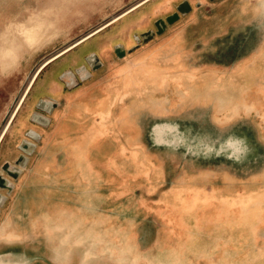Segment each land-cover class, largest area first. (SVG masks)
<instances>
[{"label":"rangeland","instance_id":"obj_1","mask_svg":"<svg viewBox=\"0 0 264 264\" xmlns=\"http://www.w3.org/2000/svg\"><path fill=\"white\" fill-rule=\"evenodd\" d=\"M142 1L0 0V137L45 61ZM182 1H147L39 73L0 141V167L25 158L0 207L21 260L0 264H264V0H185L142 43ZM98 95L112 113L77 116ZM68 102L83 145L64 128L54 144L74 148L47 159Z\"/></svg>","mask_w":264,"mask_h":264},{"label":"bare ground","instance_id":"obj_2","mask_svg":"<svg viewBox=\"0 0 264 264\" xmlns=\"http://www.w3.org/2000/svg\"><path fill=\"white\" fill-rule=\"evenodd\" d=\"M147 1H149V0H143L142 2H140V3H138V4H136L135 6H133V7H131L130 9H128L126 12H124L123 14H121L120 16H118V17H116V18H113L110 22H108V23H106V24H104L103 26H101V27H99L98 29H96V30H94L93 32H91V33H89L88 35H86L85 37H83V38H81L80 40H78L77 42H75V43H73V44H71L70 46H68V47H66L64 50H62L61 52H59L57 55H55L54 57H52V58H50L49 60H47V61H45L40 67H39V69L37 70L38 71V73L39 72H41L43 69H45L48 65H50L52 62H54V61H56L57 59H59V58H61L62 56H64V55H66L67 53H69L72 49H76V48H78V47H80L83 43H86L87 42V40H89L91 37H93L94 35H96V34H98L99 32H101L102 30H104V29H106L108 26H110V25H112V24H114L117 20H119V19H121V18H123V17H125L126 15H128L129 13H131V12H133L134 10H136L137 8H139L140 6H142L144 3H146ZM78 72H80V74L81 75H83V76H85V74H84V67H81V68H79L78 70H77ZM38 73H35L36 75L38 74ZM36 75H34L32 78V82H31V84L29 85V87H28V89H26L27 91L25 92V95L23 96V99H22V101H21V103H23V101H24V99H25V96H26V94L29 92V90H30V88H31V86H32V84H33V82L35 81V79H36ZM39 75V74H38ZM69 78H71V76H72V74L71 73H67L66 74ZM98 97V96H97ZM80 103V102H79ZM94 103H95V101L93 102V101H89V108H90V110L92 111L93 109H92V107H93V105H94ZM99 103H101V101L99 102ZM44 105V107H45V103H43ZM22 105V104H21ZM67 106L69 105V102L66 104ZM67 106L65 107V108H67ZM21 107V106H20ZM206 107V106H205ZM18 108L15 110L16 112H15V114H14V117H15V115H16V113L18 112ZM89 110V111H90ZM64 111H65V109H63L62 111H55L54 113H53V115H54V117L56 118V123H54L55 124V128H54V130H53V132L51 133V134H49L48 135V137H46L45 139H43V151L42 152H44V156L43 157H45V158H47V159H49V157L50 156H47V154H46V145L48 144V145H51V144H53L54 145V147H57L58 149H62V150H65V151H67V150H70V148H74V145L71 147L70 145H68L69 143L68 142H66V144L64 145L63 144V146H56L54 143H56V142H58V141H60V140H58L59 139V137L62 135V132H64L65 130H64V128H66V132H64V134L66 135V134H68V132H73V133H76V134H78V131H79V128H78V122H77V120H76V128L74 129V127L72 126V123H70V122H68V120H64ZM58 112V113H57ZM57 113V114H56ZM80 113H81V110L79 111V114L77 115V116H80ZM63 115V116H62ZM62 116V119H60V117ZM14 117H13V119H14ZM13 119H12V121H13ZM38 122H39V120L38 119H36ZM43 120V119H42ZM12 121H11V123H12ZM43 122V121H42ZM11 123H10V125H11ZM20 124L21 125H23V122L21 121L20 122ZM7 125L8 124H6V126L4 127V129H3V132H2V135H1V137H0V141L2 140V138H3V136L5 135V133L8 131V129H9V127H10V125L8 126V128H7ZM71 126V127H70ZM22 126H20V128H21ZM76 131V132H75ZM69 133V134H70ZM30 135H32V136H35V135H37L36 134V132H33V131H30ZM68 136H70V135H68ZM73 136V135H72ZM67 136H65V138H66ZM73 138V137H72ZM69 139H71V138H69ZM78 137L76 138V141H74L75 143H76V146L79 144L78 143ZM69 142H72V141H69ZM65 143V142H64ZM68 143V144H67ZM73 143V142H72ZM74 143V144H75ZM48 150H49V148H48ZM46 151V152H45ZM53 155V154H52ZM75 155H76V153H75ZM39 161V160H38ZM38 168L40 169V168H42L41 166H38ZM29 177V176H28ZM35 177V180L37 181V176H34ZM1 264H13V263H4L3 261H1Z\"/></svg>","mask_w":264,"mask_h":264},{"label":"water","instance_id":"obj_3","mask_svg":"<svg viewBox=\"0 0 264 264\" xmlns=\"http://www.w3.org/2000/svg\"><path fill=\"white\" fill-rule=\"evenodd\" d=\"M209 2H214L216 0H208ZM196 6H199L196 5ZM192 10V7L187 1H182L180 4L177 5L176 11L172 13L171 15L165 17L164 19H158L154 22L155 32H152L150 30L140 34V38L142 43L146 44L152 38L156 35L159 36L162 33L166 31V27L174 24L176 21L179 20L180 16H184L188 13H190ZM138 40V39H137ZM139 41V40H138ZM133 51V49L129 50L127 53H130ZM114 53L117 56V58H123L126 55V52L124 51V48L121 46H116L114 48ZM92 58V62L98 63V57L96 55L90 56ZM91 62V63H92ZM41 105V102H40ZM54 106L56 104L51 105V109H54ZM50 111V109H49ZM33 145L31 144H22L21 149L23 150V153H28L32 149ZM25 158L23 156H20L18 160L15 161V166L12 167L8 163L2 164L0 169H2V172L0 173V176L3 178L0 179V207L4 201V196L2 195L3 191H6L7 194H9L13 187L11 185V181L16 180L20 176V169L24 166Z\"/></svg>","mask_w":264,"mask_h":264},{"label":"crops","instance_id":"obj_4","mask_svg":"<svg viewBox=\"0 0 264 264\" xmlns=\"http://www.w3.org/2000/svg\"><path fill=\"white\" fill-rule=\"evenodd\" d=\"M75 49V48H74ZM71 51H73V49L71 50ZM123 72H126L127 73V78H126V80L123 78V82H124V84H123V89L124 90H127V88H128V84H129V82H130V74H131V72L129 71V67H127L126 69H123V71L121 72V73H123ZM132 76V75H131ZM86 98V97H85ZM98 99L101 101V103H99L100 101H96L95 103H94V105H93V107H92V109H93V111H97L98 113H99V115H100V117H102V118H106V117H108V115L109 114H111L112 113V110L110 109V107H109V102H111V101H107V99H105V98H103V97H101L100 98V96L98 95ZM82 103L80 104V110H81V113H80V115H82L83 113H85V112H91V110H90V108H89V101H86L85 99H84V97H83V99H82ZM70 105V104H69ZM68 105V106H69ZM68 106H67V109H68ZM67 109L65 108V111L64 112H66L67 111ZM90 110V111H89ZM84 111V112H83ZM105 116V117H104ZM79 134V135H78ZM78 134H77V136H78V147L80 148L81 147V145H83V141H82V136H81V134L78 132ZM5 236H0V259L1 258H4L5 257V255L7 254V255H9V256H11L12 257V259H15V260H21L19 257H15V253H6L5 254V251H6V249L3 247V244L4 245H6L5 244ZM9 239V238H8ZM8 244H9V242H8ZM11 249H7V251H10ZM14 249H12V251H13ZM24 261V260H23ZM4 262V261H3Z\"/></svg>","mask_w":264,"mask_h":264},{"label":"flooded vegetation","instance_id":"obj_5","mask_svg":"<svg viewBox=\"0 0 264 264\" xmlns=\"http://www.w3.org/2000/svg\"><path fill=\"white\" fill-rule=\"evenodd\" d=\"M86 43H87V42H86ZM131 43H132V42H131ZM84 64H85V63H83V66H84ZM80 66H81V65H78V66L76 65L77 69H79L78 67H80ZM80 68H81V67H80ZM75 70H76V68H75ZM36 72L38 73V71H36ZM69 72L74 76L75 71H74V73H72L71 71H69ZM39 73H40V72H39ZM39 73H38V74H39ZM38 74L35 76L36 78H37ZM24 95H25V94H24ZM22 99H23V97H22ZM22 99H21V101H22ZM38 100H40V99L37 98L36 102H38ZM21 101H20V104H19L18 107H17L18 109L20 108V106H21V104H22ZM44 102H45V101H42V102H41V106H42L43 108H44V106H43V105H44V104H43ZM51 105H52V104H51ZM17 108H16V109H17ZM70 108H71V104L68 106V109L66 108L67 111L64 112V120H65V121H66L67 118H68V113H69ZM49 109H50V108H49ZM15 112H16V111H15ZM15 112H14V114H15ZM14 114L11 116V118H10V120H9V122H8L7 128H8V126L10 125V123H11L13 117H14ZM37 119L39 120V122H42V121L45 122V121H46V118H45L44 116H41V115H40V116H37ZM42 119H43V120H42Z\"/></svg>","mask_w":264,"mask_h":264},{"label":"snow or ice","instance_id":"obj_6","mask_svg":"<svg viewBox=\"0 0 264 264\" xmlns=\"http://www.w3.org/2000/svg\"><path fill=\"white\" fill-rule=\"evenodd\" d=\"M0 172H2V169H0ZM3 177L2 176H0V179H2Z\"/></svg>","mask_w":264,"mask_h":264}]
</instances>
